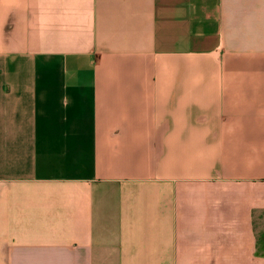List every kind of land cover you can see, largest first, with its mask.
Returning a JSON list of instances; mask_svg holds the SVG:
<instances>
[{
	"label": "crops",
	"instance_id": "0c3cea01",
	"mask_svg": "<svg viewBox=\"0 0 264 264\" xmlns=\"http://www.w3.org/2000/svg\"><path fill=\"white\" fill-rule=\"evenodd\" d=\"M0 264H264V0H0Z\"/></svg>",
	"mask_w": 264,
	"mask_h": 264
}]
</instances>
